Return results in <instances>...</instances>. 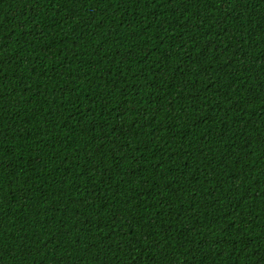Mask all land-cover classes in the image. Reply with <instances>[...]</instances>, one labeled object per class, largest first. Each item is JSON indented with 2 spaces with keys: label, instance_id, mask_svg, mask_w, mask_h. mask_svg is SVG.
Listing matches in <instances>:
<instances>
[{
  "label": "trees",
  "instance_id": "16d2710c",
  "mask_svg": "<svg viewBox=\"0 0 264 264\" xmlns=\"http://www.w3.org/2000/svg\"><path fill=\"white\" fill-rule=\"evenodd\" d=\"M0 264H264V0H0Z\"/></svg>",
  "mask_w": 264,
  "mask_h": 264
}]
</instances>
